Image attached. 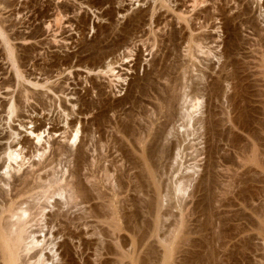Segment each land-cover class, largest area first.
I'll use <instances>...</instances> for the list:
<instances>
[{"label": "rangeland", "instance_id": "rangeland-1", "mask_svg": "<svg viewBox=\"0 0 264 264\" xmlns=\"http://www.w3.org/2000/svg\"><path fill=\"white\" fill-rule=\"evenodd\" d=\"M0 28L15 45V52L21 61L20 66L22 65L28 79L26 80L28 82L23 83L27 95L32 97L29 102H24L23 107L11 121L7 118L8 115L3 111L5 110L3 107L7 104L5 102L10 97L7 94L15 92L17 95V89L16 78L13 76L14 69L5 58L6 48L0 36V88L2 89H0V104L4 105H0V176H3L2 166L5 163L3 151L10 143L17 148L25 144L24 154L28 157L36 154L37 148L43 151L46 147L48 161L53 162L52 166H56L60 171L64 168L70 169L69 171L75 170L72 169L75 167L76 152L74 151L83 144L86 159L78 166L79 170L81 169V172L78 170L81 176L75 175V178H72L69 176L71 172L68 171L67 174L70 180L79 176L84 186L91 190V201L85 204L88 206H82L93 207L97 204L101 205V202L104 204L115 199L116 207L119 209L120 230L114 229L108 223L103 224L94 217L101 212L97 205L95 209L99 212L95 210L94 216L91 213L94 219L90 217L94 228L91 227L88 237L82 241L75 239V243L80 246L78 250L75 248L76 251H73V257L51 264H139L137 259L144 257L146 254L144 251L149 248L145 249L148 240L152 241L148 246L156 244V239L153 243V238L151 239L149 234L151 231L149 225L153 221L155 212L149 201L154 199L156 186L148 177L143 176L146 174L141 162L145 160L144 162L148 161L149 164L151 157L146 154L148 148L152 146L151 143H155L158 137H160L158 141L161 139L167 141L161 140L162 143L157 141L161 145L169 143L165 146H170L168 153L171 156L166 153L168 157L165 155L166 159L164 157V161L161 160L163 165L159 162L161 163L159 166H164V170H159L163 167L156 168L159 170L158 174H161L160 182L162 181L165 188L168 187L165 189L161 186L164 194L167 193L165 190H170L168 192L171 194L164 198L162 208L159 210L163 219L162 232H160L166 235L169 228L174 229L177 225V217L180 218L183 213L187 217V225L190 224L189 228L193 230L196 228V231L201 228L200 224L206 219L204 207L209 206L208 197L206 198L208 193L206 192L207 195L204 196L203 191L193 196L192 191L195 190L194 184L204 174L203 168L208 161L207 139L205 137L199 138L201 141L197 139L200 136L199 132H197L199 136L191 134V137L186 138L182 133L183 130H178L184 122L180 117L181 112L178 113L180 104L177 107V104H174L172 109L167 108L170 110L169 113L166 108H162L163 104L165 107L164 100L168 97V92L173 89L180 92L182 88L184 90L181 92L186 89L192 98L202 99L197 117H206L212 109V111L216 110L215 113L218 111L216 117L219 115L220 118L217 117V120H221L222 115H225L223 119L226 120L228 112L229 122H232L230 121L232 119L235 123L224 121L226 123L223 122L222 125H225L219 128L221 130L217 134L218 137L215 136L216 139L211 141L213 144L215 142V145L210 143L214 146L212 149H215L216 145L219 148H216V152V149H213L214 159L219 161L217 164L220 165V169L218 167L217 169L220 170L221 179L223 178L221 186L219 185L221 189H218L217 193H219L218 195L216 193L213 199L214 206H212L213 212L210 209L212 214L210 217L215 214L214 219L211 220L216 223V233L222 231L225 235L227 243L225 242L224 245L228 247L224 246L225 253H233L235 262L230 264L260 262L263 255L261 249L263 231L260 227L263 219L261 215L264 212V0H0ZM191 34L200 37L199 46L195 47L193 52V48L188 47L192 46L188 40ZM107 66L115 68V74L109 72ZM171 81L172 84L177 81L181 86L176 82L177 86L174 88L175 84L172 85ZM39 82L40 85L38 84L37 87L36 83ZM162 90L168 92L163 93ZM159 93L167 94L166 98ZM159 96L164 98L161 100ZM165 109L167 113L164 112ZM32 121L34 123H31ZM166 124L172 125L166 126ZM78 126L81 128L82 138L79 139H82V142L78 139L77 145L72 147L75 150L72 148L71 150L68 142L63 140L65 139L63 136L73 134L75 127ZM25 127L30 130L42 127V130H46L45 139L41 144L36 145L37 147L30 144L34 135ZM169 127H173V130L171 131L172 128ZM158 129H160L159 135L161 133L162 137L169 136L171 141L159 136ZM162 129H170L171 134L162 132ZM12 131L20 134L13 135ZM177 131L182 134H178ZM49 132H53L50 139ZM153 133H156L157 140L153 139ZM142 134L146 138L142 137ZM180 136L186 138L185 142ZM139 141H144L145 147L148 141L150 146H147L145 153L144 150L140 151L143 147L141 148ZM177 142L180 148L182 147L183 158L175 161L176 147L180 149L175 144ZM203 145L207 147L205 151L202 149ZM57 146L60 149L64 146L65 151ZM195 150L200 154L198 155ZM218 150H220L219 155H217ZM223 154L224 156H221ZM254 157H258L259 162H256ZM35 159L37 158L31 161ZM151 163L153 165L152 160L150 167H152ZM195 165L198 167L195 180L196 177L198 179L188 187L186 194L177 196L173 193L175 176L178 174L180 177L186 172L190 173L189 168ZM2 178L0 177V181ZM99 195H103L104 199ZM82 206H70V208L63 206V209L64 207L66 209H64L66 213L64 221L78 216ZM57 209L55 208V211ZM49 210L47 213L50 215ZM106 211L108 216H111L110 211L107 209ZM96 218L99 221H96ZM107 220L110 222L111 217L110 219L107 217ZM141 226L142 229L149 228L146 229L142 239L137 234L139 229H136ZM212 231L214 232L211 230L209 233ZM198 232L199 230L196 233ZM205 232L202 231L203 234H206ZM196 233L191 234L190 237L197 239L199 236ZM63 239H58L57 242H62ZM138 239L143 240V243ZM157 244L155 248L162 250L161 245ZM60 252L62 253L63 250L60 249ZM178 256L177 258L181 259V256ZM172 262L168 264H177L178 260Z\"/></svg>", "mask_w": 264, "mask_h": 264}, {"label": "bare ground", "instance_id": "bare-ground-1", "mask_svg": "<svg viewBox=\"0 0 264 264\" xmlns=\"http://www.w3.org/2000/svg\"><path fill=\"white\" fill-rule=\"evenodd\" d=\"M226 25H228V24H226ZM190 28H192V27H190ZM0 36L2 37V40H3L2 43H3V45L6 48V49L4 48L5 51H6L5 58L8 59L9 62H10V64L12 65V68L14 69V72H13L14 75L13 76L16 78L15 79V82H16L15 86H16V89H17L16 90L17 91V95H15V92H11V93L8 92L7 95H10V97L5 102V103H7L6 106L0 104L1 106H4L3 109L5 108V110H3V111L6 112V114L8 115L7 118H9V120L11 121L13 119V117L16 116L17 112H19V110L23 107L24 102L25 101L27 102L32 97L30 98L29 95H27V89H26V86H25V84L23 82L24 81L25 82H28V81H26L28 79L26 78L27 75L25 76V73H24L25 71H23V69L21 67L22 65L20 66V62H21V61H19V58L20 57L18 58V56H17V54L15 52V47H14L15 45H13L14 43H11L10 42L11 40H10L9 36L8 35H5V33H3V31L1 30V28H0ZM198 36H200V35H198ZM201 37H202V35H201ZM199 38L200 37L197 38V36H195L193 34H191V36H189L188 40L192 43L191 44L192 46H188V47H189V49H192L193 48L192 52L194 51V48L195 47L197 48L199 46V42H198ZM193 44H194V46H193ZM107 67L109 68V70H108L109 72L115 74V71H116L115 68H113L112 66H107ZM115 76L116 77H119L118 75H115ZM13 80H11V81H13ZM171 80L173 81V79H171ZM172 81H171V84L173 83ZM174 82L176 83L177 81H174ZM38 84L40 85V82L39 83H36L37 87L39 86ZM174 84H172V85H174ZM177 84H179V83L177 82ZM177 84H175V87L174 88H176ZM169 86L171 87L170 84H169ZM183 86H184V84H183ZM165 88H163V89H165ZM171 88H173V87H171ZM177 88H179V87H177ZM184 88H186V87H184ZM215 89H217V87H215ZM34 90H36V89H34ZM170 90L171 89H169V91ZM175 90L176 89L171 90L172 92L171 91L168 92L167 90H164V91H167L169 93V95H167L168 93L165 92V93H167V94H165V95L168 96L167 98L163 94L164 93L163 90H162L163 93H159V95L163 94L165 96V98H166L165 99L166 101L164 100V102H166L165 107H163L164 104L161 103V104H163L162 108H166V109L168 108L169 109L174 104H177L176 107L179 106V104L181 105V107H179L181 110L179 109L178 113L181 112V114H180L181 116L180 117L183 119L184 122H183L182 126L180 125L182 129L178 127L179 128L178 130H183L182 133L184 134V136H186V138H188L191 134H196L197 135V132H199L198 134L200 136L197 135V136H199L198 138L196 136L197 139H199V138L200 139H203V137H205V139H207L206 141H207V144H208L207 145L208 148L206 146L205 147L207 148L206 150L208 151V158H207L208 161L206 160L207 161V164L205 165V168H203L204 174L201 175V177L199 178V180H197L198 177H196V180H197V182L195 183L196 185L194 184V181H196L195 180V174L198 172L196 170L198 168L196 165H195L196 168H195V166H191L189 168V170H191V172L190 173L186 172L188 174L185 173V174L181 175L180 177H178V174H177L175 176V178H176L175 179V186L172 184L174 186V188H173V191L174 192L173 191L172 192L173 193H176L177 196L182 195V194H186V192L188 190V187H191L192 184H194L195 190H193L194 192L192 191V195L193 196L196 195L198 192L203 193V191H204L205 192L204 196L207 195V193H208V196H206V198L208 197V201L207 200L206 201H207V203H208L209 206L204 207V210H203L204 211V215L206 216V219L207 220L206 219L205 220L203 219V221H202L203 224L202 223L200 224L201 228H199L198 230H199V232H201V234H202L201 235V234H199V232L196 233L198 231V230L196 231V228L194 229L195 230L194 231L193 228L191 229V228L188 227V226H190V224L187 225L188 220H187V217H185V215L183 213V214H181V216L179 215L180 218L177 217L178 220L176 219V221H177L176 227L174 229H170L169 228L168 229V232H166V230H165V232L167 234L166 235L163 234L165 236L162 235V233H161L162 230L161 229H162V226H163L162 225L163 224V219H162L161 215L159 214L160 213L159 210L162 208L161 206L163 205V201L165 200L164 198L165 197L166 198L169 197L171 194H170V192H168L170 190H165V191H167V193L164 194L163 188H165V185L163 186L162 185V181L160 182V178H161L160 176H161V174L159 175L158 172H159V170H164L165 169L164 166H162L163 169H159V167H161V166H159V164L161 165V163H162V165H163V161H164L163 158L165 157V155L167 156V154H168L169 157H171V156L169 154L170 153V149H169L170 146L169 147L168 146H165V145H169V143H167V144L164 143V145L163 144L161 145L160 143H162V142H160V141L161 140L164 141V139H161L160 141H158L160 139V137L157 136L158 137V140H157L155 138V134L156 133L155 134L153 133L154 134V137L152 136L153 134L151 135L153 137V139H156L158 142H160V143H158L157 141L154 140L155 143H157V144H155L154 142L151 143L152 142V139L150 140V143L152 144V146L148 148V154H146V156L149 155L151 157L149 159L152 160L153 165L151 163V166L152 167L149 166L151 160H150L149 164L147 163L148 161L147 162H144L145 160L141 162V164L143 165L142 168H144V172H145V174L147 176L146 175H143L144 174L143 172H142V175L145 176L146 178L148 177V179L151 182L153 181L154 184H155V186H156L155 187L154 199L153 200L151 199L149 201L151 203L150 205L152 206V209L154 208V210H155V212L153 213V215H154L153 221H152L153 225H152V223H150L152 225V226L149 225L151 228L150 229L149 228H146V229H149V230L152 231V232L150 231L151 233L149 232V234L151 236L150 238L151 239L153 238L152 239L153 240V243H155V241H157L155 245H158L157 243H159L161 245L163 251L160 250V249H158V247L155 248V245L154 244H153L154 247L152 245L148 246L149 243L150 244L152 243V241L150 242L148 240L149 243H147L146 247H145L144 244H142V245H144L145 249L149 247L147 250L144 249L145 250L144 253H146V254H144V257L142 256L140 259L138 258L137 260L139 261V264H168L169 262L177 261V260H178L177 264H227V263L230 264V263L235 262L234 261L235 258L233 256V253H229V252H228V254L225 253V250L226 249H224V246L227 243V241H225L226 240L225 235H224V233L222 231H220V233L222 232L221 234L218 233L219 231H217V233H216V230H215L216 229V226H215L216 223H213L212 220H211L212 218L214 219V215L215 214L213 215V217H210V216H212L210 209L212 210V206H214L213 205L214 204L213 199L215 198V195H216L217 191H219L218 189H221V187H220L221 184H222L221 182H223L222 181L223 178L221 179V177H220V174H221L219 172L220 170L218 171V169H220L219 168L220 165H218L217 162L219 163V161H215V159H214V151H213L214 148L212 149V147H214V146H211L210 143L213 144L211 141H213L214 139H216L215 136H217L218 132L221 130V129L219 130V128H221L222 123L224 121H226V120L228 121V123H232L233 120L231 119L230 121H232V122H229L228 119H230V117H229L230 115L228 114V112H227V114L229 116L226 114V117H225V118H227L226 120L223 119V117L225 115L224 116L222 115V119L221 120H217L216 118L219 117V115H217V117H216V113L218 111L215 113L214 111H216V110L212 111V109H211L212 107L210 108L211 109L210 110V114L207 113L209 115H207V116L205 115L206 117H204V116L203 117L202 116L197 117L196 114H197L198 110L201 109L200 106L202 104V102H201L202 99L200 100L198 98H194V97L192 98L191 95L188 93V91H186V89L183 92H181L182 90H184L183 88H182V90H180V92H177L179 90H177V91H175ZM212 91H214V90H212ZM212 91H211V93H213ZM221 91H222V89H221ZM215 92H216V90H215ZM215 92H214V94H215ZM164 96H161V98L163 99ZM209 96L211 97V94ZM197 97H199V96H197ZM159 98H160V96H159ZM217 98L218 97H216V99ZM230 98H232V97H230ZM36 99H37V97H36ZM160 99H159V101L162 100V99L161 100ZM233 100H234V98H233ZM166 109H165L164 112H166ZM168 109H167V112L170 111ZM173 109L176 110L177 108L173 107ZM211 111H212V113H211ZM224 111L226 112L227 110H224ZM172 112H170V114ZM147 113H148V111H147ZM143 114H144V112H143ZM154 114H156V113H154ZM174 115L176 116L177 114H175V112H174ZM17 116H19V115H17ZM164 116H165V114H164ZM175 116H173V119H175L174 118ZM151 119H152V117H151ZM165 119H167V117ZM170 120H171V118H170ZM173 122H174V120H173ZM173 122H170L169 121V123H172V124H173ZM31 123H34V121H32ZM150 123H153V122H150ZM224 123H226V122H224ZM161 124H162V122H161ZM164 124L165 123L163 122V125ZM20 125L23 126L22 124H20ZM167 125H170V124H166V126ZM224 125L225 124H223L222 126H224ZM156 126H157V124H156ZM232 126H233V124L231 125V129H232ZM164 127H165V125H164ZM41 128L38 127L35 130H30L29 128H26L28 131H30V133L32 135H34V138H33V140H31V143H30L32 146L37 147L36 145L41 144V142L45 139L44 134H45L46 130H44V129L42 130ZM72 128H73V126H72ZM159 128H160V126H159ZM171 128L170 129L172 131L173 130V127H171ZM144 129L142 128L143 131H144ZM164 129H162V132L165 133V131H166V132L170 133L169 132L170 129L169 130L168 129L167 130H164ZM231 129H230V131H231ZM72 130H74V129H72ZM86 130H87V128H86ZM159 130L160 129H158L157 134H158ZM145 131H146V129H145ZM200 131H203L204 133H202ZM55 132H57V131H55ZM80 132H81V128H79V126H78L77 128L75 127L74 133L71 132L73 134H71V135L70 134L69 135H66L65 134V136L62 135L63 138H65L63 140H66L68 142V144L70 145V147H69L70 149L76 144V142H78V139L81 137L80 136ZM173 132L175 133V131H173ZM173 132H172V135H173ZM12 133H13V135H17V136H18V134H20L17 131L16 132L15 131L14 132L12 131ZM168 133H166V135ZM177 133L178 134H182V133H179V131H177ZM200 133H202V134H200ZM54 134H56V133H54ZM143 134H145V133L143 132ZM143 134H142V137H145V136H143ZM221 134L222 133H220V136L222 137ZM48 135H49L48 138L50 139V137L53 136V132H49ZM160 135H161V133H160ZM176 135L177 134L175 133V136ZM228 135H230V134H228ZM136 136H137V134L135 135V137ZM164 136L165 135H163V137ZM139 137H140V135H139ZM161 137H162V135H161ZM177 137H178V135H177ZM180 137L178 139L179 141H180ZM145 138H144V140H145ZM164 138L165 139L166 138L169 139L170 137L169 136H166ZM186 138L184 137V139H183V137H181V140L182 141L184 140V142H185V139ZM137 139H139V138L137 137ZM137 139H136V141H137ZM141 139L142 138H140V140ZM193 140H195V139H193ZM168 141H171V140L169 139ZM173 141H172V143L174 144ZM204 141H203V143H204ZM164 142H167V141L165 140ZM146 143H147V146H150V145H148L149 144L148 141ZM181 143H183V142H181ZM201 143L202 142H200V144ZM216 143H218V140H217ZM135 144H138V143L135 142ZM139 144L142 145L141 148L143 147V149H141L140 151L144 150L143 152L145 153L147 151V146L145 147L144 141H139ZM153 144H155V145H153ZM158 144H160V145H158ZM175 144H177L179 146V148H180V145L178 144V142L175 143ZM69 145H67V147ZM140 145H139V147H140ZM204 145H203V148L202 149H204V151H205ZM213 145H215V142H214ZM20 146H22V145H20ZM24 146H25V144H24ZM24 146H22L20 148H17V147L12 146V144L10 143L4 149L5 151H3L4 152L3 155L5 157V159H4L5 163L2 166L3 169H4L3 170V173H2L3 176H0V177H3L1 179V181H0L1 182V186H0V264H51V263H54L55 261L63 262L68 257H71V256L73 257V255H72L73 254V251H76L75 248L78 250V248L80 246V245L78 246L75 243V239H79V241H82L84 238H87L88 237L89 230L91 229V227L94 228V226L92 225V222L90 220V217L92 219H94L93 216L96 214L95 213V210H97V209H95V207L97 208L98 206H99L98 210L101 211V212L99 213V215H95L94 217H97L100 221L97 218H96V221L102 222L103 224H107L108 223L109 226L114 227V229L120 230L119 229L120 228V222H119V219H118L119 209L116 207V201H115V199H111L109 202L107 201L108 203H106V202L104 203L103 202L104 204H107V205H104L101 202V205L102 206L100 204L99 205L97 204L98 206L95 205V206H93L94 208L93 207L84 208V206H82V205H85L86 203H89L91 201V199H90L92 197L91 194H90L91 193V190L89 191V189H87V187L84 186L83 181H81L82 178L81 179L78 178L79 176L78 177L76 176L77 179H74V180H70L68 178L69 176H71L72 178H75L74 177L75 175H80L81 174V173L79 174V171L81 169L79 170V167L78 166L81 164V162H83L84 159H86L85 158V154L86 153L84 154V152H83V144L82 145L80 144V146H78V150L76 149V151H74V153L76 152V154L74 156V160H75L74 161L75 162L74 166L75 167L72 168V169H75L74 171L73 170L72 171H69L70 169H68V168H64V169H62L60 171V170H58L56 168V166H52V163L53 162L51 161L52 163H50L48 161V157H47V155H48L47 153L48 152L46 150V147H45V149L43 148L44 149L43 151H41L40 149L37 148L36 154H34L32 156L29 155L30 157H28L27 155L24 154V149H25ZM67 147H65V148H67ZM167 147H168L169 150L167 149ZM58 148L60 149V147H58ZM216 148H217V145H216L215 149ZM72 149H74V148H72ZM97 149H99V148H97ZM176 149H177V151H176L177 153H176V157L174 159L175 161L176 160H179L180 158H183V156L181 157V155H182V152H181L182 151V147L180 148L181 150L178 149V147H176ZM194 149H195V146H194ZM199 149H197V150H199ZM202 149H200V150L202 151ZM217 149H219V148H217ZM217 149L215 150V152L217 151ZM60 150H64L65 151L64 146H62V149H60ZM67 150H69V149H67ZM71 150H70V152H71ZM197 150H195V151L197 152ZM33 151H35V150H32V152ZM219 153H220V150H218V154L217 155H219ZM221 153H222V151H221ZM197 154L199 155L200 153L197 152ZM221 156H224V154L221 155ZM254 156L256 157V155H254ZM35 157L37 159L31 161V159H33ZM255 157H254V160L257 162L258 161L257 160L258 157L257 158H255ZM146 158L148 159V157H146ZM143 159H144V157H143ZM165 159H166V157H165ZM161 160H163V161L161 162ZM130 162H132V161H130ZM159 162H161V163H159ZM154 164H156V165H154ZM26 165H27V167H25ZM157 165H158V167H157ZM2 167H1V169H2ZM217 167H218V169H217ZM156 168H158L159 170H157ZM167 170H168V167H167ZM68 171L71 172V174L69 176H67ZM160 173H161V171H160ZM121 185H123V184L121 183ZM161 186H163V188H161ZM114 187H116V186H114ZM166 188H168V187H166ZM218 193H217V195H218ZM92 195H93V193H92ZM101 196L103 197V195H101ZM101 196H100V198H101ZM206 198L204 197V199H206ZM98 199H99V197H98ZM101 199H104V197L101 198ZM149 202H148V204H149ZM150 205H149V207H150ZM63 206H65V207L67 206L69 208H70V206H73V207H75V206L76 207L77 206H82V208H80L81 209V213L78 216L74 217V219H71V220L69 219L70 222L67 221V220L65 222L64 221V217L66 216V213L64 211L66 209L64 207V209H65L64 210L63 209ZM86 206H88V205H85V207ZM49 208H50V210H49ZM55 208L56 209L58 208V209L55 211ZM104 209H105V212H107L106 209L108 211H110L111 216L110 215L108 216V212L105 213L104 212ZM48 210L51 212V214H50L51 216L47 213ZM90 210L92 212H89ZM98 210H97V212H99ZM200 211H201V209H200ZM212 212H213V210H212ZM91 213H92V215L94 213V215L92 216ZM149 214H150V212H149ZM71 215H73V214H71ZM106 215H107L108 219H110V217H111V221L110 222H108V220L106 221V218H107ZM163 217H164V215H163ZM261 217L263 218L262 221H261L262 222V224H261L262 226L260 227L262 229V231H263V233L261 234V236H262L261 238L263 239L262 240L263 241V245H262L263 248H261L263 250V255L261 253V255H262V256L260 255L261 256V260H260L259 263L256 262L257 264H264V212L262 213ZM67 218H69V217H67ZM128 221H130V220H128ZM214 222H216V221H214ZM213 225L215 226V228H213L214 227ZM218 226H217V228H218ZM142 228H143L142 226H141V228L140 227L139 228H136V229H139V230H137V231H139V233H137V234L139 235V237L141 239L145 236L146 231H147L145 228L144 229H142ZM211 228H213V229H211ZM55 229H56V231H55ZM210 229L211 230H214V232L212 231L213 233L212 232L209 233L211 231ZM163 231H164V229H163ZM202 231L203 232H205V231L208 232L209 231V232L208 233L205 232L206 234H203ZM194 233L198 234L199 237L197 239H193V238L190 237V235L191 234H194ZM160 235H162V237ZM226 237L228 238V236H226ZM62 238H64L62 242H57L58 239H62ZM141 239H138V240L142 241L141 243H143V240H141ZM145 239H146V242H147V238H145ZM145 239H144V241H145ZM154 239H156V240L154 241ZM224 243H225V245H224ZM139 244H140V242H139ZM185 245H187V247L188 246L189 247L188 248L187 247L185 248ZM86 246H88V245H86ZM140 247H141V245H140ZM225 247H227V246H225ZM60 249L63 250L62 253L60 252ZM159 251H162V252H160L161 254L159 253ZM83 254H84V252H83ZM178 254H181V255L178 256ZM177 256L178 257L181 256L180 257L181 259L177 258ZM70 259H72V258H70ZM68 263H69V261H68ZM172 263H174V262H172ZM256 263H253L252 262V264H256Z\"/></svg>", "mask_w": 264, "mask_h": 264}]
</instances>
